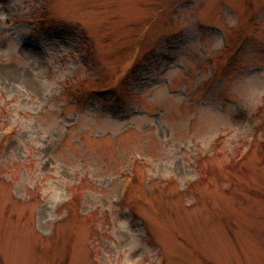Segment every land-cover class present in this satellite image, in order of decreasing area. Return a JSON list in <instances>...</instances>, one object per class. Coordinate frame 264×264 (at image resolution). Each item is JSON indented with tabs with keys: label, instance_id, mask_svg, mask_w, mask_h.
<instances>
[{
	"label": "rangeland",
	"instance_id": "obj_1",
	"mask_svg": "<svg viewBox=\"0 0 264 264\" xmlns=\"http://www.w3.org/2000/svg\"><path fill=\"white\" fill-rule=\"evenodd\" d=\"M161 1L0 0V264H264V0Z\"/></svg>",
	"mask_w": 264,
	"mask_h": 264
},
{
	"label": "bare ground",
	"instance_id": "obj_2",
	"mask_svg": "<svg viewBox=\"0 0 264 264\" xmlns=\"http://www.w3.org/2000/svg\"><path fill=\"white\" fill-rule=\"evenodd\" d=\"M162 16H163V15H162ZM158 21H159V20H158ZM158 21H157V22H158ZM147 37H148V36H147Z\"/></svg>",
	"mask_w": 264,
	"mask_h": 264
}]
</instances>
